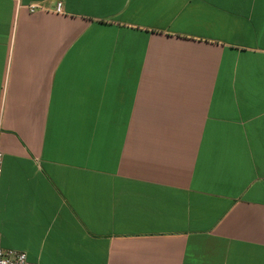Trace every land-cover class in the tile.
<instances>
[{
  "label": "crops",
  "instance_id": "crops-1",
  "mask_svg": "<svg viewBox=\"0 0 264 264\" xmlns=\"http://www.w3.org/2000/svg\"><path fill=\"white\" fill-rule=\"evenodd\" d=\"M0 144L31 262L264 264V0H0Z\"/></svg>",
  "mask_w": 264,
  "mask_h": 264
},
{
  "label": "built area",
  "instance_id": "built-area-1",
  "mask_svg": "<svg viewBox=\"0 0 264 264\" xmlns=\"http://www.w3.org/2000/svg\"><path fill=\"white\" fill-rule=\"evenodd\" d=\"M35 9H36L35 7H32L31 12H34ZM55 11L57 13H62L61 2L57 3ZM3 168H4V152L0 144V181L3 174ZM0 264H36V263L31 262L28 259L27 254L24 252L3 248L2 237L0 235Z\"/></svg>",
  "mask_w": 264,
  "mask_h": 264
}]
</instances>
